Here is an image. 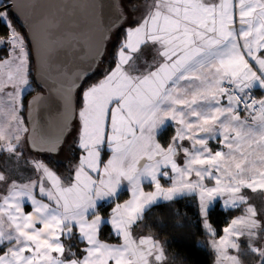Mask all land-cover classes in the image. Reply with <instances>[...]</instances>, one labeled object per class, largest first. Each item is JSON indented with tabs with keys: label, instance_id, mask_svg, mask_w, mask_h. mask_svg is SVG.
Masks as SVG:
<instances>
[{
	"label": "snow or ice",
	"instance_id": "snow-or-ice-1",
	"mask_svg": "<svg viewBox=\"0 0 264 264\" xmlns=\"http://www.w3.org/2000/svg\"><path fill=\"white\" fill-rule=\"evenodd\" d=\"M17 7L0 0V264H169L153 216H179L171 205L192 195L212 264H264V0H127L105 29L124 33L109 67L99 51L87 72L47 63L70 80L55 131L37 117L47 98L27 99L45 83ZM69 137L61 175L42 157ZM217 199L239 212L219 230ZM100 202L114 205L107 215Z\"/></svg>",
	"mask_w": 264,
	"mask_h": 264
},
{
	"label": "water",
	"instance_id": "water-1",
	"mask_svg": "<svg viewBox=\"0 0 264 264\" xmlns=\"http://www.w3.org/2000/svg\"><path fill=\"white\" fill-rule=\"evenodd\" d=\"M18 5L20 23L31 37V47L35 59L34 78L45 83L44 90L29 97L39 95L47 99L38 109L37 117L41 123L55 131L60 111V98L57 89L70 80H66L62 71L47 70L49 60L54 69L67 67L71 72H87L96 68L91 63L99 51L104 54L108 40L105 29L110 19L119 15L120 0H13ZM74 32L78 42L71 45L63 43L59 37ZM41 60L45 67L41 68ZM48 89H51L49 94ZM75 101V93H73ZM65 144V143H64Z\"/></svg>",
	"mask_w": 264,
	"mask_h": 264
},
{
	"label": "trees",
	"instance_id": "trees-1",
	"mask_svg": "<svg viewBox=\"0 0 264 264\" xmlns=\"http://www.w3.org/2000/svg\"><path fill=\"white\" fill-rule=\"evenodd\" d=\"M140 2V0H136ZM121 5V4H120ZM123 5H121L122 7ZM17 30L27 37V29L25 26H22L18 20L14 21ZM4 29L0 26V32H3ZM123 31L120 30L116 33L115 29L111 39L108 40L106 50L103 54L104 58L100 63V69H104L110 66V63L113 59V54L116 50V47L119 44L120 39L123 38ZM32 51L31 44L29 45ZM3 54V53H0ZM32 76L34 77L35 73V59L32 51ZM101 78V72L98 69L92 78L88 81L89 83L94 82L96 79ZM35 87V84L33 85ZM44 89L36 87L34 91H31L27 95L29 97ZM257 91H261L257 89ZM173 134V127L168 126L163 135L160 137L162 142L167 140ZM68 141V140H67ZM67 143V142H66ZM70 150L69 158H59L56 156V153H46L42 157L45 162L53 170L57 171L58 174L67 175L69 171V166L74 163L75 157L73 152L76 149L73 147V140ZM107 158V157H105ZM163 183H168L167 179H162ZM145 189L151 190L148 183H145ZM130 198V192L128 190H123L120 193L119 201L123 202ZM111 203H101L100 209L102 215H107L110 212ZM171 208H178L180 210L179 216H173L171 212L165 211L161 215V211L158 209L155 211L153 216V229L159 233V236L162 240L167 241L166 247L168 249L169 263L170 264H212L213 253L211 249L207 246L208 237L206 236L201 224L199 223L198 218V197L197 195H192L181 199L178 203L171 205ZM239 212L235 210L225 211L221 205V202H217L210 210V222L215 228L222 229L227 226L230 219L238 215ZM179 222L177 224L176 222ZM107 231V229H105ZM222 234V233H221Z\"/></svg>",
	"mask_w": 264,
	"mask_h": 264
},
{
	"label": "rangeland",
	"instance_id": "rangeland-1",
	"mask_svg": "<svg viewBox=\"0 0 264 264\" xmlns=\"http://www.w3.org/2000/svg\"><path fill=\"white\" fill-rule=\"evenodd\" d=\"M126 2H127V0H120V4L121 5H124ZM72 140H73L72 137H69L68 138L67 143H65L64 146H63V148L59 152L56 153V156L57 157H59V158H69L70 157V150H71L70 147L72 145ZM145 183H147V181ZM161 183L162 184H165L167 186V184L170 183V181H168V183H163V181H161ZM205 183H210V182L209 181H205ZM123 185L127 186V182L125 181L123 183ZM125 186H123V189H125ZM146 191H148V190H146ZM217 202H221V205H222V200L217 199L212 206H214ZM100 203H104V202H100Z\"/></svg>",
	"mask_w": 264,
	"mask_h": 264
},
{
	"label": "crops",
	"instance_id": "crops-1",
	"mask_svg": "<svg viewBox=\"0 0 264 264\" xmlns=\"http://www.w3.org/2000/svg\"><path fill=\"white\" fill-rule=\"evenodd\" d=\"M210 146L213 147V149H215L216 148L215 142H210ZM123 186H125V185H123V184L121 185V191L128 190V186H125V189H123ZM104 203H107V202H104ZM26 210L30 211L31 210L30 206L27 207Z\"/></svg>",
	"mask_w": 264,
	"mask_h": 264
},
{
	"label": "built area",
	"instance_id": "built-area-1",
	"mask_svg": "<svg viewBox=\"0 0 264 264\" xmlns=\"http://www.w3.org/2000/svg\"><path fill=\"white\" fill-rule=\"evenodd\" d=\"M255 96H256V98H260V97H262V96H264V91H255Z\"/></svg>",
	"mask_w": 264,
	"mask_h": 264
}]
</instances>
